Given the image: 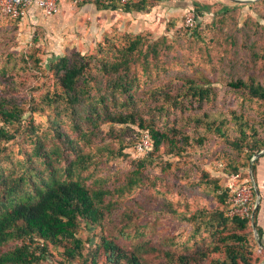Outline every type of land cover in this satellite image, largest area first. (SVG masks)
Here are the masks:
<instances>
[{
    "label": "trees",
    "instance_id": "obj_1",
    "mask_svg": "<svg viewBox=\"0 0 264 264\" xmlns=\"http://www.w3.org/2000/svg\"><path fill=\"white\" fill-rule=\"evenodd\" d=\"M96 3L101 9L125 12H148L157 5L156 0ZM180 6L185 12H195L197 23L187 28L204 41L200 20L211 5L194 2ZM220 6L222 13L232 10ZM113 38H106L97 55L74 53L51 61L54 87L30 98L22 95L27 80L21 75L40 71L41 59L35 53L24 57L11 53L0 62V264H51L56 254L61 257L59 264L80 260L82 264H152L151 255L157 260L153 264H262L259 206L253 218L227 216V184L221 187L219 179L202 169L200 179L215 185L219 207H202L181 216L193 225L181 247L171 237L166 246L143 242L129 248L120 244V235L132 237L126 231L132 214L124 212L128 222L119 229L120 235L102 234L95 247L85 251L82 223L104 227L114 222L115 198L119 200L148 181L156 185L158 179L163 180H152L147 171L170 167L168 156L184 158L193 150L205 149L211 137H219L220 153L228 161L223 167L227 183L234 174L251 180L249 172L241 169L249 168L252 158L264 150V78L246 80L232 66L228 84L244 93L246 105L255 103L256 114L246 115L245 105L240 113L231 110L230 116L223 115L206 108L217 99L210 81L188 75L154 79V71L160 77L161 70H166L157 63L154 71L149 70L160 52L158 42L141 33L126 35L121 46ZM225 39L231 46L238 42L234 33ZM251 46L253 50L257 43ZM253 54L259 57L258 52ZM140 62L141 75L136 67ZM37 89L33 86L30 91ZM34 114L46 115L47 123H37ZM143 131L151 134L153 146L146 155L131 158L125 149H132ZM18 134L25 136L26 145L14 157L9 143ZM127 159L133 166L113 188L105 184V177L85 175L104 160ZM252 172L255 176L254 165ZM184 174L189 176L187 171ZM255 196L254 192L253 203Z\"/></svg>",
    "mask_w": 264,
    "mask_h": 264
},
{
    "label": "rangeland",
    "instance_id": "obj_2",
    "mask_svg": "<svg viewBox=\"0 0 264 264\" xmlns=\"http://www.w3.org/2000/svg\"><path fill=\"white\" fill-rule=\"evenodd\" d=\"M229 1L232 4L227 5L232 8L230 12L222 13L221 10L220 12L222 3L215 2L211 4L210 11L202 16L199 31L204 41L198 39L193 34L194 31L187 28L184 6L173 8L165 14L162 12L161 20L124 19L114 16V18L108 17L110 21L105 24L102 19L100 21L88 18L81 9L78 13L61 21L54 18V15L41 16V19L30 21L28 19L12 20L0 14V62L11 53L18 57L35 53L41 59L40 71L34 70L26 76L21 75L27 80V88L22 95L30 98L46 87H54V79L49 71L51 61H56L63 56L70 57L74 53L97 55L100 52V45L105 44L107 37H114L115 43L121 46L126 43V35L141 33L146 35L149 41L158 42L160 45L159 55L151 62L149 70L154 71L156 63L166 70H161L160 77L155 76L154 71L155 80L175 78L176 75L204 78L211 82L213 90L217 92L216 101L209 103L206 108L217 113L221 111L230 116L231 110L240 113L239 111L246 105L242 102L244 93L232 89L228 84L231 67L233 66V69L237 71L236 75L240 74L246 80H249L251 76L264 78V1L258 3L259 0ZM193 2L194 0L185 1L189 4ZM149 13L150 11L147 12ZM232 33L238 41L233 46L230 45L229 40L225 39ZM218 40L222 43L219 44ZM251 43H257L253 50H251L252 46L249 47ZM254 52L259 53L258 58L254 56ZM142 66L141 62L136 65L140 75L143 73ZM141 80L143 82L145 78L142 77ZM173 82L176 83L177 80ZM33 86L38 87V91L31 92L30 88ZM245 109L246 115L256 114L255 103L249 102V106L246 105ZM28 116H30L29 113L26 114V117ZM33 118L37 123H47L46 115L34 114ZM219 142L221 143L219 137H211L205 149L193 150L184 158L168 156L171 166L166 167L165 170L160 166L148 170L152 180L160 177L164 181L158 179L156 185L148 181L126 192L119 200L115 198L114 222L104 227L88 226L82 223L80 236L86 243L85 251H89L90 246L95 247L102 234L120 235L119 229L128 222V218L123 219L124 212L132 214L133 219L126 229L132 237L129 239L120 235L118 238L120 244L129 248L143 242L166 246V239L171 237L175 245L181 247L193 230V225L183 221L181 216L191 215L202 207L209 210L219 207L218 191L214 188L215 185L200 179L202 169L207 171L211 178L219 179L221 187L227 184L223 167L228 161L222 158L223 155L220 153L222 143ZM25 143V136L21 134L9 143L14 157H17L19 147L25 146ZM125 152L129 153L131 158H138L131 147L125 149ZM132 166L133 163H130L128 159L104 160L96 169L92 166L85 175L94 174L95 178L105 177V184L113 188L120 184L119 177L131 170ZM184 171L189 172V176H186ZM241 172H249L251 178L250 166L247 169L242 168ZM94 177L88 183H92ZM163 192L165 195L162 194ZM60 260L61 257L56 254L55 261L51 264H59ZM149 260L152 264L157 261L153 255L149 257ZM72 264H82V262L80 260Z\"/></svg>",
    "mask_w": 264,
    "mask_h": 264
},
{
    "label": "built area",
    "instance_id": "obj_3",
    "mask_svg": "<svg viewBox=\"0 0 264 264\" xmlns=\"http://www.w3.org/2000/svg\"><path fill=\"white\" fill-rule=\"evenodd\" d=\"M74 4L79 5L88 2H100L108 4L113 1H120L123 4L131 2V0H71ZM60 0H0V13L14 19H23L28 15L29 10L36 6L44 17H51L57 11ZM197 18L193 10H189L185 14V24L187 27H194ZM153 141L148 131H143L133 146V152L136 156L146 155L152 148ZM227 187L229 188L228 207L226 215L229 217H252L255 209L254 185L252 180H246L241 174L231 175L227 179ZM262 247V246H261ZM264 264V261L263 263Z\"/></svg>",
    "mask_w": 264,
    "mask_h": 264
},
{
    "label": "crops",
    "instance_id": "obj_4",
    "mask_svg": "<svg viewBox=\"0 0 264 264\" xmlns=\"http://www.w3.org/2000/svg\"><path fill=\"white\" fill-rule=\"evenodd\" d=\"M187 0H156L157 5L154 6L150 13L147 14V12H138V11H132V12H125L121 8L118 9H104L99 8L98 4L96 2H88L76 5L71 0H60L58 11L54 14V18H57L58 20L67 19L70 16L74 15L75 13H78L81 9L83 13L88 16V18L100 20L102 19V22L107 23L110 21V18L108 17H119L124 19H134V18H146L148 21H156L161 20L162 12L165 14V12H170V10H173V8L179 7L182 3H185ZM234 1V0H231ZM194 2H199L202 4H213L215 2H219L225 5H232L229 3V0H194ZM193 2V3H194ZM238 2V1H235ZM187 5H193L186 3ZM42 13L41 11L36 7H32L28 15L23 19H28L30 21L41 19ZM140 22V20H138ZM138 22V23H139ZM147 23V22H145ZM149 24V23H147ZM255 163L253 164L255 166V176L254 180L260 190V199H259V212L257 215V224L261 229L262 232V242L264 243V151L261 156H259L257 159H255ZM257 194L255 199V204L257 202ZM255 230V235H258V231ZM260 240V239H259Z\"/></svg>",
    "mask_w": 264,
    "mask_h": 264
},
{
    "label": "water",
    "instance_id": "obj_5",
    "mask_svg": "<svg viewBox=\"0 0 264 264\" xmlns=\"http://www.w3.org/2000/svg\"><path fill=\"white\" fill-rule=\"evenodd\" d=\"M234 1H238V2H251V1H254V0H234ZM262 152H263V151H262ZM262 152L256 154V155L253 157L252 162H251V165H250L251 180H252L253 185H254L255 193H256L257 196H258V198H257V202H256V205H255V209H254V211H253V217H254L255 212H256V210H257V208H258V205H259L260 190H259V188H258V186H257V184H256V182H255V180H254V176H253L252 168H253L254 160H255L257 157H259V156L262 154ZM254 229H255V227H254ZM256 237H257L258 241H260L258 235H256Z\"/></svg>",
    "mask_w": 264,
    "mask_h": 264
}]
</instances>
